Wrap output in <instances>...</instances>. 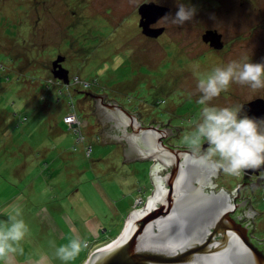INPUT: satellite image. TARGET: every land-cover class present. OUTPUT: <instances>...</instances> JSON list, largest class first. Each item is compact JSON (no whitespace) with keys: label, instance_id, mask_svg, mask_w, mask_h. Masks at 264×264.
<instances>
[{"label":"rangeland","instance_id":"1","mask_svg":"<svg viewBox=\"0 0 264 264\" xmlns=\"http://www.w3.org/2000/svg\"><path fill=\"white\" fill-rule=\"evenodd\" d=\"M143 1L148 0H0V221L19 205L29 228L13 264H65L55 249L74 236L87 247L68 264H82L154 189L150 167L157 159L122 161L121 142H102V125L92 113L94 93L138 111L141 121L155 117L178 127L169 142L184 145L182 137L203 107L197 103V72L228 63L229 52L226 63L208 55L198 62L188 58L205 48L190 31L202 15L183 25L163 22L165 40L146 36L138 20ZM152 1L175 6V12L184 3ZM249 11L242 26L248 37L256 31ZM204 20L199 31L214 27ZM241 37L246 45L244 36L235 42ZM176 41L187 47L184 63L176 58ZM59 58L69 70L67 82L53 73ZM260 92L264 88L233 83L209 103L233 107ZM71 110L79 122L64 121ZM222 174L219 186L231 189L237 176ZM257 209L264 212V201ZM252 224L253 235L264 239V215H255Z\"/></svg>","mask_w":264,"mask_h":264},{"label":"water","instance_id":"2","mask_svg":"<svg viewBox=\"0 0 264 264\" xmlns=\"http://www.w3.org/2000/svg\"><path fill=\"white\" fill-rule=\"evenodd\" d=\"M168 10L155 3L143 4L140 11L144 33L158 36L161 29L149 24ZM205 36L217 44L219 35L215 32ZM59 60L62 58L53 63V73L67 82L69 70ZM98 95L115 101L100 104V97L94 103L92 113H97L100 104L102 111L112 113L105 122L113 118L116 122L114 126L101 124L102 142H115L113 129L122 127L124 134L118 137V142L126 139L122 161L155 158L157 162L150 167L154 189L145 204L131 210L121 230L94 246L82 264H264V251L253 242L250 228L233 216L229 196L207 191L202 167L193 169V161L185 155L189 149L164 141L178 127L143 125L138 111L130 112L104 92ZM98 95L94 93L93 97ZM261 102L256 99L246 105L257 112Z\"/></svg>","mask_w":264,"mask_h":264},{"label":"clouds","instance_id":"3","mask_svg":"<svg viewBox=\"0 0 264 264\" xmlns=\"http://www.w3.org/2000/svg\"><path fill=\"white\" fill-rule=\"evenodd\" d=\"M195 13L194 6L180 3L175 14H166L164 19L183 25L191 21ZM197 77L200 93L197 103L203 107L192 130L182 137L189 149L185 155L213 173L222 171L229 176L264 165V119L241 114L242 105L218 107L209 103L233 83L253 90L264 88V62L252 63L248 58L232 60L208 73L197 72ZM205 144L207 147H202ZM28 232L22 209L19 205L12 206L7 220L0 221V264H13L14 257L23 254L21 242ZM86 247V240L74 236L55 249V256L68 264Z\"/></svg>","mask_w":264,"mask_h":264},{"label":"flooded vegetation","instance_id":"4","mask_svg":"<svg viewBox=\"0 0 264 264\" xmlns=\"http://www.w3.org/2000/svg\"><path fill=\"white\" fill-rule=\"evenodd\" d=\"M130 2L132 1L134 3V0H129ZM186 5H191L196 8V17L199 15H202L199 17V19L195 20L193 23L194 24L193 29L190 28V31L195 36H200L201 40L203 41V48L200 53L194 55V56H188L187 55V47H182L180 44H177V41L173 47L175 49V52L177 53V56L181 54V56L176 57L177 59L180 58L182 59V63L185 62L186 56L188 58L192 59L194 57L195 62L202 61L203 57L206 58L205 56L208 55L209 57H212L215 59L216 57H219L224 63L230 62L232 60H240L243 61L245 58H251L254 59L255 63L259 62H264V0H183ZM145 3H155L160 6L166 7L169 10L165 12L163 15H161L158 19L155 21L151 22L149 24L150 27L152 28H158L161 29L160 33L158 36L163 35V40L166 39V37L169 34H166L168 32L167 26L163 24L166 20L164 19V16L166 14H175V6H172L166 2H160L157 3L152 0L148 1H143L138 5V11L140 13L139 17V24L141 28L143 29V26L141 25L142 21V14L140 11V7L145 4ZM131 5V4H130ZM249 7V22H250V27L251 30H256L253 34L250 33L248 37V33L245 32L244 29H242V26L244 24V18L247 12V8ZM206 17L207 23H213L214 27H207L203 31H199L200 22L204 23L205 20L204 18ZM224 19L223 20V28H219L221 25V22L219 19ZM231 20V21H230ZM169 23V21H167ZM219 23V25H218ZM238 23V24H236ZM238 25V26H236ZM249 27V28H250ZM248 29V28H247ZM211 31L215 32V34L219 37L217 39V44H214L212 42V39L210 40L209 38H206V34ZM233 31H236L232 33ZM242 31V32H241ZM144 32V29H143ZM145 34V33H144ZM146 36H149L145 34ZM244 36L247 38V43L246 45L243 43L244 40L241 37L239 39V42L236 43L235 41L237 36ZM254 35V36H253ZM152 37V36H149ZM255 41L256 44H253ZM235 42V43H234ZM169 47V45H167ZM165 47V46H164ZM192 47V46H191ZM190 47V48H191ZM166 48V47H165ZM190 52V51H189ZM226 52L231 53L230 55L228 54V60L225 59L226 57ZM251 52V53H247ZM258 52V53H257ZM185 54V55H184ZM250 54V55H249ZM183 55V56H182ZM254 57V58H253ZM226 61H225V60ZM259 92V91H258ZM98 95V94H97ZM100 104H110V102H115L112 101L111 99H103L104 97L101 95L95 96V100L98 102V98ZM230 98V97H229ZM233 99V98H232ZM256 99L262 100L260 104V109H257V112H253L250 110L246 104H248L251 101H254ZM97 104V116L100 119L101 124H106L108 122H105L106 117L111 116L112 113L106 114V112L102 111L104 108L100 105ZM122 105L121 103H118ZM236 105V104H235ZM239 105H242V110L241 114H246L247 116L253 118V117H258L256 119H264V95L262 93H258L252 96V98L239 103ZM124 108H126L124 105H122ZM255 113V116L252 114ZM111 114V115H110ZM138 117H141L139 115ZM157 120H149L148 122H145L142 120L143 125H159L161 128H170L169 126L171 125L170 123H157ZM110 126L116 125L115 119L113 118L112 121L108 123ZM169 125V126H167ZM175 130V128H174ZM121 134H124V131L122 130V127H116V129H113V135L115 139H112L113 143H118ZM125 140H121V143L125 145ZM164 141L167 144H172L169 142V138L166 137ZM180 147H186V146H180ZM202 147H205L203 145ZM183 160V159H182ZM195 167H202L198 163H192L191 164ZM202 173H203V179L205 181V189L207 191L213 190L215 193H220L222 195L226 194L229 196V201L234 207V212L233 215L236 216L240 222L243 224H246L250 229V235L257 239L260 243H264L261 239L255 237L253 235V215L260 216L261 214L264 215V212L258 211L257 209V204L260 202L264 201V196L260 197L259 193L260 190L264 191V165H262L259 168L256 169H246L241 172L240 175H237V181L235 182L234 186L229 189L225 188L223 186H219L220 184V179L223 177L222 171L213 173L204 167H202ZM167 172V171H166ZM165 172V173H166ZM217 187H220L219 189ZM218 189V190H217ZM255 200V201H254ZM254 201V202H253ZM254 214H251V213Z\"/></svg>","mask_w":264,"mask_h":264},{"label":"built area","instance_id":"5","mask_svg":"<svg viewBox=\"0 0 264 264\" xmlns=\"http://www.w3.org/2000/svg\"><path fill=\"white\" fill-rule=\"evenodd\" d=\"M76 120L78 121L77 112L72 111V110L64 117V121L68 124H71L75 122Z\"/></svg>","mask_w":264,"mask_h":264},{"label":"trees","instance_id":"6","mask_svg":"<svg viewBox=\"0 0 264 264\" xmlns=\"http://www.w3.org/2000/svg\"><path fill=\"white\" fill-rule=\"evenodd\" d=\"M234 217L239 221V219L236 216H234ZM244 225H246V224H244ZM252 240L259 248H261L264 251V243H260L257 239H255L253 237H252Z\"/></svg>","mask_w":264,"mask_h":264},{"label":"bare ground","instance_id":"7","mask_svg":"<svg viewBox=\"0 0 264 264\" xmlns=\"http://www.w3.org/2000/svg\"><path fill=\"white\" fill-rule=\"evenodd\" d=\"M92 84V83H91Z\"/></svg>","mask_w":264,"mask_h":264}]
</instances>
